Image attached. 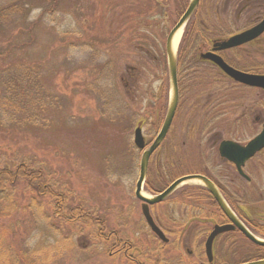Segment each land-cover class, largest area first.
<instances>
[{"label": "rangeland", "instance_id": "374dc122", "mask_svg": "<svg viewBox=\"0 0 264 264\" xmlns=\"http://www.w3.org/2000/svg\"><path fill=\"white\" fill-rule=\"evenodd\" d=\"M223 1L203 0L200 10ZM188 2L0 0V9L8 12V19L0 22V44L10 40L26 45V30L34 24L32 43L17 50L15 57L35 66L32 81L37 85L25 81L36 91L34 97L59 95L58 101L46 105L23 102L21 108L29 109L31 104L37 108V125L21 112L19 122L6 124L0 115V163L15 167L20 160L32 159L44 173L45 189L66 195L68 207L89 211L103 221L101 234L116 232L122 241L135 245L141 263L204 261V242L212 224L196 215L200 208L203 213L216 209L207 196L202 202L189 196L197 182L183 184L151 208L169 238L162 247L135 196L142 151L134 145V131L145 118L143 133L148 140L159 130L158 119L167 106L162 104L170 94L166 40ZM227 25L224 32L230 30ZM245 25L243 19L234 22L231 31ZM192 32L188 30L183 40L182 31L178 53L181 47L188 51L197 40ZM226 55L242 66L259 62L264 72V35L259 43ZM188 58L179 64L181 80L190 74L185 69ZM17 64L13 63V70ZM192 75L190 79L202 83L184 94L160 155L151 159L147 181L160 191L175 177L208 168L222 184L229 182V195L241 206L243 216L264 230V150L247 163L245 171L252 178L247 182L220 161L213 143L216 139L245 143L261 130V123H254L261 105H246L256 93L235 84L229 87V79L213 65L201 64L196 77ZM1 95L0 86V101ZM207 99L210 104H204ZM260 113L264 118V111ZM12 201L17 205L12 206ZM35 204L24 182L0 194V235L5 238L8 262L132 264L121 254H110L113 241L98 237L100 226L95 220L89 226L78 220L73 225L61 221L56 213L60 204L51 196H39ZM228 248L226 264H237L257 253L237 232L217 239L219 260Z\"/></svg>", "mask_w": 264, "mask_h": 264}, {"label": "flooded vegetation", "instance_id": "af4514ba", "mask_svg": "<svg viewBox=\"0 0 264 264\" xmlns=\"http://www.w3.org/2000/svg\"><path fill=\"white\" fill-rule=\"evenodd\" d=\"M189 2H190V0H189ZM189 2L187 4L186 8L184 9V11L181 13V15L186 11V9H187V7L189 5ZM202 2H203V0H200L199 5L197 6L196 10L194 11L193 15L191 16V18L189 19V21L187 22V24H186V26L184 28L183 40H185V37H186V35L188 33L187 30H190L191 28L193 29V32H192L193 34H191V36H196L197 40L192 43V45L190 46L189 49H187L188 51H186L185 49H182V47H181V49H180V51L178 53V88H179V101H178V104H177L178 106H177L176 113H175V116L173 118V121L171 123V126L169 127V130H168L164 140L162 141L160 146L150 156L149 166H148V173H149L150 162H151L152 157L154 155H158V152H159L161 146H163L164 142L167 139V136L170 134L171 130L174 127V121H175V119L177 117V114H178V112L180 110V106L183 105L182 99L184 100V94L186 92H188L187 90H189L191 88L193 89V88L199 86L200 83H202V82H199L198 80H192V79L189 78V77H191L190 75L193 74L192 76H195V74H197V72H199V70L201 69V64H203V65L204 64H207V65L209 64V65H213L214 67H216L227 79H229V87H231V86H233L235 84L236 85L235 87H240V88L242 87V88H244L246 90L253 91L254 94L256 93L254 96H250L249 97L248 104H246V105H261L262 109L260 108L259 110H260V112L264 111V88L257 87V86H250V85L241 83V82L235 80L230 75H227L216 63H214L211 60H208V59H205V58L202 57L203 53L214 52V53L222 56L223 59L230 66H232V67H234L236 69H239L241 71L248 72V73L264 74V72L261 70L262 69L261 68V66H262L261 63H259V62L257 63L256 62V63H253L252 65H250L249 67H247L246 65L242 66V65H239V63H237L230 56L228 57V55H226V53H228V52L229 53L237 52L239 49H242L244 46L253 45V44L259 43L261 41L264 33L261 34L260 36H258L257 38H255V39L243 44V45L232 47V48H229V49L214 50V43L216 41H221V40L230 38L231 36L236 35L238 33H241V32H243L245 30H248V29L254 27L255 25H257L258 23H260L264 19V0H224L222 2V5L218 4V5H214V6H210V7H208L206 5L202 10H200L201 7H202ZM207 2H208V0H206V3ZM181 15L179 16V18L181 17ZM179 18H178V20H179ZM242 19L246 22V25L241 27V28H237L234 31H231V28H232V25H234V22L240 23ZM227 24H229V29L230 30H229V32H224V30H223L224 26H226V28H227L228 27ZM214 30L218 31L219 33L218 32L214 33ZM181 52H182V54H181ZM188 55H189V58H188ZM185 58L189 59V60L186 61L187 66H186L185 69L190 70V71H187L190 74L185 80H181L180 76H179V73H180L179 64L181 65ZM207 103L210 104L211 100L207 99L204 104H207ZM162 105H167L166 106L165 115L158 119V122L159 123L161 122V124H160L159 130L157 131L156 135L151 140H148L146 138V136L144 135V133H143V126H144V124L147 121L146 118L145 119H141L136 125V128L138 126H141V128H142V133H143L144 138H145L146 147H149L153 143V141L155 140V138L157 137V135L159 134V132H160L162 126H163V123H164L166 115H167V110H168V105H169V98H168V102H166V104H162ZM260 112H259V115H257L255 117L254 121H256V122H254V123L255 124H260L261 123V130L257 134H255L253 137H251L247 142L242 143V142H240L238 140H234V139H221V140L220 139H216L213 142L214 145L218 146L217 153H218V158L220 159V161H222V163H226L228 166H230L232 168L233 172H235L239 177L245 179L247 182H251V180H252V178L245 171L247 163L250 160H252L257 154L261 153L264 150V148L261 151L257 152L242 167L244 173L249 176V179H247L246 177H244L238 171L236 165L232 161H230L229 159L224 158V157H222L220 155L219 146H220V143L223 140H232V141L238 142V143H240L242 145H246L251 139H253L256 135H258L263 129L264 118L261 117V115H260L261 113ZM136 128H135V130H136ZM139 150H141V149H139ZM141 151L143 152L144 150H141ZM172 170H173V168H171V171ZM209 172H210L209 169L206 168V169H198L197 172H193L191 174H195V173L202 174V175L206 176L207 178H209L217 186V188L220 190V192L222 193L223 197L225 198L227 203L232 207V209L235 211L237 216L245 223V225L252 232H254L258 236H260L261 234H259L258 232H256L255 230L251 229L248 226V224H250V225L253 224L254 220L253 219H248L245 216H243V214L241 213V212H243L241 206L240 205H237V206L235 205L234 206V205H231L229 203V185H227V184H229V182H227L224 185L220 181V178L218 179L217 177L213 176ZM148 173H147V177H148ZM181 176H183V175H181ZM181 176L175 177L174 179H172L170 181V183L173 182L175 179L181 177ZM147 177H146V180H145L146 181L145 182V187H146L147 183H149V181H147ZM221 179H222V177H221ZM195 188H196L195 198L197 200H201L200 202H202V201H206L204 198L209 197L211 202H212V204L216 208L215 210H211V211L208 210L206 213L205 212L203 213V209L200 208V213L198 215H196L197 219L206 220V221H208L209 223L212 224L211 229L207 230V232H208L207 236H206V239H207V237L209 236V234L211 233V231L213 230L215 225H217V224L218 225L228 224L229 223V218L223 213V211L221 210V208L217 204L215 198L213 197V195L209 192V190L205 186H203L200 183H197ZM164 189H162V190H164ZM162 190H160V191H162ZM160 191H158V192H160ZM154 193H157V192H154ZM157 204H159V203H157ZM157 204L151 205L150 206V211H152L151 208L153 206L157 205ZM141 205H142V202H141ZM197 205H199L200 207L201 206H205V205L200 204V203L197 204ZM151 214H152V212H151ZM152 217H153L154 221L156 222V224L163 230V232L166 235V231L163 228L159 217L158 216L155 217L153 214H152ZM253 225H255V224H253ZM235 232L240 233L242 236H244V234L240 230L237 229V230H233V231L223 232V233L219 234L216 237V239L214 241V245H213V261L212 262H209L207 254H206V249H205L206 239H205V242H204V254H202V255H205L206 259L204 261L201 260L199 264H226L225 261H227L229 259V248L226 250V254L223 255L224 259L223 260H219L218 257H217V251H216V241L219 238V236H221L223 234L229 236L230 233H235ZM114 234L117 237V244L114 247V250L112 252H110V254H121L122 256H124L129 261H130V259H131V261L135 260V253H134L135 249L133 247V244L131 242H129V241H126V240L122 241V238L119 237V235H117L116 232ZM154 235L156 237H158L155 233H154ZM261 236L264 238L263 235H261ZM245 238L248 239L247 237H245ZM158 239H160V238L158 237ZM160 241L163 243L162 247H164V244L169 243V241L168 242H163L161 239H160ZM250 242L253 245H256L252 241H250ZM257 246H259V245H257ZM261 247H264V246H261ZM192 252L193 251L188 250V253L191 254ZM202 255H201V258H202ZM263 258L253 257L251 260H248V261H253V260H258V259H263ZM157 261H159V258L157 259ZM248 261H243V262H240V263H237V264H241V263L248 262ZM137 263L140 264L139 262H137ZM142 264H148V263H142Z\"/></svg>", "mask_w": 264, "mask_h": 264}, {"label": "water", "instance_id": "95a60500", "mask_svg": "<svg viewBox=\"0 0 264 264\" xmlns=\"http://www.w3.org/2000/svg\"><path fill=\"white\" fill-rule=\"evenodd\" d=\"M200 0H190L186 11L181 15L177 23L170 30L166 40V54L168 60V70L170 76V94L167 115L163 126L153 141V143L146 147L144 135L141 126H138L134 132V143L137 148L144 150L140 158L139 177L136 182L135 196L142 202V214L151 228V230L163 241L168 242L169 239L163 230L154 221L150 206L164 201L170 194L188 182H197L205 186L215 198L217 204L223 213L229 218L228 224L215 225L211 233L206 239L205 249L209 262L213 261V245L216 237L226 231L240 230L245 237L259 246H264V238L252 232L245 223L237 216L232 207L227 203L217 186L206 176L202 174H187L183 175L173 182H171L164 190L156 194H144V184L148 173L149 160L152 153L160 146L164 140L169 127L173 121L176 113L177 104L179 101V88H178V51L175 48V38L177 34L184 30L187 22L193 15ZM264 33V19L254 27L245 30L241 33L231 36L230 38L216 41L214 43V50L229 49L232 47L243 45L261 34ZM202 57L216 63L227 75H230L235 80L250 85L264 88V74H254L241 71L230 66L222 56L214 53H203ZM264 148V126L262 131L251 139L246 145H242L232 140H223L219 146L220 155L232 161L238 171L247 179L242 169L245 163L251 159L257 152ZM241 264H264V258L244 262Z\"/></svg>", "mask_w": 264, "mask_h": 264}, {"label": "trees", "instance_id": "16d2710c", "mask_svg": "<svg viewBox=\"0 0 264 264\" xmlns=\"http://www.w3.org/2000/svg\"><path fill=\"white\" fill-rule=\"evenodd\" d=\"M12 6H17V3H15V5ZM49 10L52 11V9L48 8V11ZM6 11L7 8L0 9V22L1 21L3 22L4 20L8 19V12ZM33 25L34 24L29 25V27L26 30V35L29 37V41L27 42L26 45L16 44L10 40H7L6 42L0 44V86L2 90L1 101H0V115H2V118L4 119L3 122L5 124L10 122H19L17 118L20 117L21 115L20 112H21L22 114L27 116L29 122H31L34 125H37L38 110L35 107V105L32 104L41 103L42 105H46L47 103L58 101V97H59L58 94L47 93L46 95L43 94L42 97L38 99L33 96V94H35L36 91H34V89H31L29 84L32 85V87H35V85H37L32 81L33 78L36 76L34 72L35 66L24 63L22 57H15L16 55L15 52L17 50L26 48L32 43L31 42L33 38L32 33L35 29ZM17 61L19 65L17 64L18 65L17 68L13 70L12 65L14 62ZM26 80L29 81L28 82L29 84L25 82ZM24 101L26 102V104L32 103L31 105H28L29 109H25V107L21 108ZM35 166L36 165L33 163L32 159L20 160L18 161L17 164H15V167H11V165L1 162L0 163V194L2 193L6 194L7 191L13 190L16 186L19 185V183L24 182L27 185V187L30 189V199L32 205H36L35 203H37V198L39 196L40 198L51 196L56 199L58 204H60V206L56 207L57 209L56 213L61 221L68 222L71 225L76 224V222L78 221H82V223H84L86 226L94 224L96 221L100 226L98 231L99 232L98 237L104 239L107 242L113 241V244L111 246L113 251L114 247L117 244V237L114 234V232H111L110 234L108 233V235L101 234L102 232H104L105 229V223L103 221H99L98 219H96L93 216L94 214H92L89 211L86 212L81 209L78 210L77 207H73V206L68 207L66 195L63 194L62 196L54 195V193L50 192L48 189H45L43 186V183L46 182L44 173L40 168H37ZM146 189L151 193L158 192L150 183H147ZM195 191L196 190H192L189 196L195 195ZM229 203L234 206L237 205L230 195H229ZM16 205H17L16 202L12 201V206H16ZM81 215H85L87 218L83 220L81 219ZM248 226L264 236V230L259 228L257 229L253 224L251 225L248 224ZM113 234H114V238L112 237ZM133 247L135 249L134 252L136 253L135 260L131 261L130 259V261L132 262V264H138L137 262L142 264L139 261L140 252L136 250L135 245H133ZM254 248H255V252L257 253L253 257L263 258L264 247L254 245ZM253 257L248 258V260H251ZM0 264H14L13 261L11 263L8 262L6 259V244H5V238L2 235H0Z\"/></svg>", "mask_w": 264, "mask_h": 264}, {"label": "bare ground", "instance_id": "6f19581e", "mask_svg": "<svg viewBox=\"0 0 264 264\" xmlns=\"http://www.w3.org/2000/svg\"><path fill=\"white\" fill-rule=\"evenodd\" d=\"M181 33H182V30L177 34V36L175 38V48H177V45H178L180 37H181ZM145 195H147V194L145 193Z\"/></svg>", "mask_w": 264, "mask_h": 264}]
</instances>
